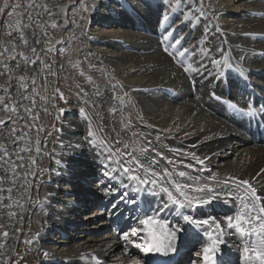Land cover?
Returning a JSON list of instances; mask_svg holds the SVG:
<instances>
[{
  "label": "bare ground",
  "instance_id": "1",
  "mask_svg": "<svg viewBox=\"0 0 264 264\" xmlns=\"http://www.w3.org/2000/svg\"><path fill=\"white\" fill-rule=\"evenodd\" d=\"M82 1H1L0 264L18 260L27 264L99 260L102 264L109 259L128 260L125 254L142 263L149 253L128 244L122 235L143 229L139 220L149 215H158L169 230L182 229L177 247L201 242L197 251L201 255H195L192 264H204L203 248L212 242L209 233L219 237L216 247L221 245L223 253L231 255L226 264H260L256 252L264 250V231L255 230L260 220L244 224L246 233L241 234L227 227V219L235 222L242 211L245 219L264 218L260 212L264 208V142L250 141L227 124L222 107L217 110L208 102L221 97L219 91H228V97L239 101L237 94L247 85L254 94H264V0H182L175 12L167 7L174 0H91L92 13L86 19L76 10L77 21L83 20L78 35L83 36L82 48L89 56L85 89L104 104L98 111L115 137L105 143L80 110L78 97L67 90L63 132L53 149L60 112L52 97L57 99V87L63 89L58 46L73 24L71 10L81 7ZM13 8L18 10L17 20L26 9L32 18L7 23ZM165 14L171 19L163 20ZM28 24L36 26L38 37ZM168 31L173 33L169 43L180 41L171 44L173 63L158 46ZM29 34L34 36L31 43ZM77 48L74 44L76 56ZM177 48L188 51L179 57ZM225 57L232 69H218L211 62ZM237 67L244 69V76ZM193 154L204 163H197ZM121 164L149 180L155 171L156 186L130 180ZM106 168L114 179L104 175ZM238 180L250 181L259 198L246 195ZM184 184L190 187L185 189ZM177 185L190 197L203 195L195 188L205 185L231 195L180 209L159 190L168 187L180 198ZM108 186L110 192L105 191ZM125 192L127 196L120 199ZM165 203L168 207L162 208ZM181 212L209 224H188ZM213 220L221 224L222 232L215 229ZM116 221L124 225L112 226ZM125 223L130 226L126 228ZM130 239L142 243L131 235ZM186 255L192 253H185L180 262L191 258L184 259Z\"/></svg>",
  "mask_w": 264,
  "mask_h": 264
},
{
  "label": "snow or ice",
  "instance_id": "2",
  "mask_svg": "<svg viewBox=\"0 0 264 264\" xmlns=\"http://www.w3.org/2000/svg\"><path fill=\"white\" fill-rule=\"evenodd\" d=\"M182 0H174L173 3H169L167 7L171 9V11L175 12L177 10V7L181 4ZM15 7H19V5H15ZM15 9L13 8L11 11H14ZM87 9H85L86 11ZM163 20L167 21L169 19L168 15H163ZM188 17L185 16L184 19H187ZM55 27V25H53ZM173 33L171 31H168L166 35L163 36L164 41H169L170 37H172ZM179 44L180 41L178 39H174L171 41L169 46L171 44ZM33 52H35V49H32ZM164 51L167 52L168 49L164 48ZM188 51L187 48H184L183 50H180L179 48L176 49L175 55H178L179 57H184L185 53ZM169 55H173V53H169ZM214 65L217 66L218 69L221 67H226L228 69H232L233 65L229 63L228 58L225 57L224 60L220 59H214L211 61ZM191 67V66H189ZM188 69H185L187 71ZM198 69L193 68L192 71H197ZM238 73H240L242 76H244V69L237 67L235 69ZM2 102V101H0ZM231 108L243 112V109H237L235 104H230L229 105ZM248 113L251 114L253 113V109L251 106H248L247 109ZM127 147V145H125ZM111 155H114V153H111ZM194 155V154H193ZM194 158L197 160V163L203 164L204 160L200 159L199 157ZM57 163H60V161H57ZM115 163H119V161H116ZM171 163V161H169ZM122 171L127 175V177L132 180L137 182L140 185H145L148 183H151L154 187L157 184V180L155 177L157 176V173L155 171H152L151 176L153 177L151 180L147 176H140L137 174H133V172L129 169L128 166L121 164L120 165ZM104 175L109 177L110 179H114L115 177L112 175V172L109 171L107 168L105 169ZM181 177L185 175L183 171L179 173ZM227 183V182H226ZM238 187H244L245 188V194L249 195L252 199H258L256 195V188L253 187L248 180H238L237 181ZM183 188L187 189L190 186L188 184H184L182 186ZM206 189V191H205ZM111 187L108 186L105 191H111ZM161 192L166 193L168 200L171 201V203L180 209L184 208H192L194 206H201L209 203L212 200H215L219 195H231V193H226V192H216L212 188H207L205 185L204 187H196L195 191L198 193H203V195L200 196H194L190 197L186 195L184 191L181 190V186L177 185L176 186V192L179 194L178 198L176 195L173 194L172 191L169 190L168 187H163L161 186L159 189ZM127 196V193H121L120 199H123L124 197ZM127 203H134V201H126ZM168 204L165 203L162 208H167ZM245 208H247V205H245ZM162 209L158 210L161 211ZM260 212L264 213V208L260 209ZM182 218L185 222L191 225H195L199 227L200 225H208L209 221L208 220H198L194 219L192 215H185L183 212H181ZM259 219L260 224L259 227L256 228L255 230L259 233L260 231H264V218L260 217H250L249 219H245V214L242 211L241 213L237 214L235 217V222H233V218L229 217L227 219V227L228 228H234L238 229L241 234L246 233L245 227H243L244 224H249L252 222V220ZM139 223L143 225V229H138V228H133L131 230V233L125 232L122 235V239L126 241L128 244H134L135 248L139 249L143 253H161L163 255H168L170 252L174 253L176 252V241H177V234L182 230L181 228L177 227L174 229L169 230L167 227V224L158 218V215H149L144 219H140ZM212 224L214 225L215 229L219 232H222L221 224L216 222L215 220L212 221ZM144 232L146 235L142 236L141 232ZM5 236L8 235L7 232L4 233ZM130 235L132 237H137L140 240H142V243H135L133 240L130 239ZM209 239L212 241L208 246L203 248L202 251V258L204 264H215V252L217 251L216 245L220 243L219 237H213L211 233L208 234ZM261 248L264 249V241H261ZM197 256H200L201 253L197 252ZM248 252L247 249L245 250V256L247 258ZM256 257L257 259L260 260V264H264V250L262 251H257L256 252ZM97 264H100V261L97 260ZM135 264H139V262H135Z\"/></svg>",
  "mask_w": 264,
  "mask_h": 264
},
{
  "label": "rangeland",
  "instance_id": "3",
  "mask_svg": "<svg viewBox=\"0 0 264 264\" xmlns=\"http://www.w3.org/2000/svg\"><path fill=\"white\" fill-rule=\"evenodd\" d=\"M1 1L2 0H0V9L2 8L1 7ZM82 2L83 3H81V7H76V8L74 7L71 10V11H74V13L71 12L72 17H73V19H71V20L73 21L74 26L72 24L69 28H67L68 30L66 31V39L64 40V42H62L58 46V50L60 52V55H61L60 58L61 59L57 61V64L60 67L62 66L61 70H60V73H61L60 74V78H61V83L63 85V89H59L57 87L56 90H55V92L58 91L57 99L55 97H52V104H53V102H55V101L57 102L58 101L57 102V105H58L57 107L59 108V112H60L59 116L57 118L58 119V123H55V129L53 131V137H55L52 140L53 143L54 142L57 143V141H59L61 136H62V132H63V122L62 121L64 120L65 110L67 109V104L65 105V102L67 101L66 100L67 97H66L65 91H67V90L68 91L70 90L71 92H74V94L78 97V100L81 101V102L79 101V103H77V104H80L79 107L81 106L80 110H83L82 112L87 114L86 117L89 116V117H87V119L89 118L91 120L90 124L93 127V131H95L97 129L99 131L100 138L103 139V141L105 143L111 142L113 140V138L115 137V134L112 135L108 131L107 127H105V125H104L105 118H104L102 112L98 111L99 109H104V104L101 102V100H100V98L98 96L96 98L93 94H91L90 90L85 89V87L88 86V83H87V81H85V78L89 77V74L87 72L85 64L87 63L86 59L89 56H88L87 52L82 48V47H85V41H84V38H82L83 36L81 34L78 35V32H79L78 29H79V26L81 24H83V20L79 19L80 17H78L79 21L81 20V22L77 21L76 10H80V14L82 15V17H81L82 19H86V17H88V15H90V13H92L91 11H92V7H93V3L91 2V0H83ZM95 6L96 7L98 6L97 7L98 9L100 8L98 3H96ZM85 9H87V10L85 11ZM7 15L9 16V19L10 18L12 19V20L10 19V21H9V19H7V23L9 22L10 24H14L17 21H23V20L27 21L28 18H32L31 12L28 11V13H27V9L23 11V15H21V19L20 20H17V18H18V10L10 11V13L7 14ZM189 15H191V14H189ZM174 16H172V19H173ZM35 19L38 20L37 18H35ZM169 19H171L170 16H169ZM28 25L32 26V24H28ZM32 27H33V29L35 31H37L36 34H37V37H38L39 32H38L36 26L33 25ZM163 28H165V25L163 26ZM158 30L160 31L161 29H157L156 31H158ZM149 34L150 33L148 32L147 35H149ZM33 37H34L33 34H29L28 37H27V41L29 43H31L33 41ZM92 38L93 37H90L91 41H96L95 38H93V39ZM36 39H39V38H36ZM219 39L220 40H218V41L221 42L222 39L221 38H219ZM74 44H77L78 56H76L73 53ZM169 44H170L169 41L162 40V42L158 46L161 49V51H164V48L168 49V51L165 52L164 54L173 63L174 62L173 56L169 55V53H172V51H173L172 48L173 47H172V45L169 46ZM220 46H223V41L220 44ZM31 49H35V46L30 47V53L34 54V52ZM79 49H81V50H79ZM35 51H36V49H35ZM93 62H95V61L93 60ZM39 64L40 63L38 62L37 67L39 66ZM179 67H182V66L179 65ZM82 74H83V76H82ZM36 76H37V74H36ZM251 80H253V79H251ZM64 85H65V87H64ZM66 87H68V88H66ZM218 94L221 97H223V96H227L228 97V91H226V94H224V91H219ZM58 99L60 100V102H59ZM59 103H60V105H59ZM194 103H196V102H194ZM94 106H96V107L93 110L92 108ZM61 115H63V116H61ZM101 115H102V117H101ZM61 117L63 119H61V121H60ZM5 120H7V118L4 119L3 122ZM6 124H8V123L2 124V125H6ZM114 142L116 143L115 139H114ZM56 143L52 144V148L53 149H55ZM86 190H90V189H86ZM98 192H100V191H97V193ZM130 256H133V255H130ZM133 259H135L134 256H133L132 260ZM116 260L118 262L117 261H113V263L117 262L116 264H122L124 262V259H116ZM18 261H20V262H18ZM18 261L16 262V264H22L23 263L22 260H18ZM85 262L88 263V262H90V260L87 259V260H85ZM93 264H94V262H93Z\"/></svg>",
  "mask_w": 264,
  "mask_h": 264
},
{
  "label": "water",
  "instance_id": "4",
  "mask_svg": "<svg viewBox=\"0 0 264 264\" xmlns=\"http://www.w3.org/2000/svg\"><path fill=\"white\" fill-rule=\"evenodd\" d=\"M23 264H26V263H23Z\"/></svg>",
  "mask_w": 264,
  "mask_h": 264
}]
</instances>
